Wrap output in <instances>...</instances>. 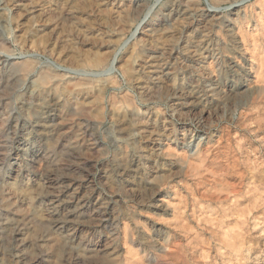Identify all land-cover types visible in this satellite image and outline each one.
Returning <instances> with one entry per match:
<instances>
[{"label":"rangeland","instance_id":"rangeland-1","mask_svg":"<svg viewBox=\"0 0 264 264\" xmlns=\"http://www.w3.org/2000/svg\"><path fill=\"white\" fill-rule=\"evenodd\" d=\"M263 184L264 0H0V264H264Z\"/></svg>","mask_w":264,"mask_h":264},{"label":"bare ground","instance_id":"bare-ground-1","mask_svg":"<svg viewBox=\"0 0 264 264\" xmlns=\"http://www.w3.org/2000/svg\"><path fill=\"white\" fill-rule=\"evenodd\" d=\"M161 60V59H160ZM114 60L111 61V63L109 64L108 67L113 65ZM49 107L47 106H38V109H40V121L37 124V127L40 128L41 132L47 134V135H52L55 134L56 132V128L52 125L49 124V122L54 121V119L56 118L55 114H54V110L52 109H48ZM36 126V125H35ZM51 140V139H50ZM45 143V142H44ZM47 143V142H46ZM71 143V142H70ZM52 149V147H51ZM72 149V148H71ZM44 150V149H43ZM48 149H46L47 151ZM30 154H29V162L34 163V162H41L44 161L46 159L49 158L48 154L41 151L40 147L37 146L34 142L30 144V148H29ZM74 152V151H73ZM49 160V159H48ZM50 161V160H49ZM46 179V178H45ZM47 184V182H46ZM264 185V184H263ZM70 188V187H69ZM45 190V189H44ZM70 192V191H69ZM73 196H75V191L71 193ZM246 195V194H245ZM72 197L68 198V200H61L57 206L54 207V211L56 214H61L62 218H61V222H60V228H64L66 223L68 222V218L72 215V213L70 214V212L68 211V207L72 204ZM60 200V199H58ZM57 202V201H56ZM84 202V201H83ZM250 203V202H249ZM254 203V202H253ZM256 204V203H255ZM237 205V204H236ZM238 206V205H237ZM237 206L235 208H237ZM254 208V207H253ZM82 209V208H81ZM204 209V208H203ZM206 210V209H205ZM230 210V209H229ZM244 210V209H243ZM249 210V209H248ZM243 212V211H242ZM210 213V212H209ZM235 213V212H234ZM255 213V212H254ZM74 214V213H73ZM236 214V213H235ZM242 214V213H241ZM231 215L233 216V213H231ZM258 215V214H257ZM55 216V214H54ZM179 216V215H178ZM229 216V215H228ZM243 216V214H242ZM56 217V216H55ZM254 218V217H253ZM195 220V219H194ZM221 220V219H220ZM246 220V219H245ZM212 221V220H211ZM239 221V220H238ZM237 221V222H238ZM223 222V221H222ZM241 222V221H240ZM246 222H241V224H245ZM239 224V222H238ZM59 225V224H58ZM228 225V224H227ZM257 225V224H256ZM70 226V225H69ZM245 226V225H244ZM242 227V225H241ZM193 229V228H192ZM239 232V231H238ZM243 233V232H242ZM242 233H237V234H233L235 236H230V238L228 240H225L223 243V246L226 247H231L232 249L230 251H228L227 253H224L225 256L229 255H234V256H238L240 253V249L241 246H243L241 243L240 239L238 238L239 236H241ZM74 235V234H73ZM201 236V235H200ZM242 238V236L240 237ZM196 245V244H195ZM129 247V246H128ZM102 252H101V258L102 260L108 262L110 260V256H112L113 254L110 252L109 247L107 246V243H103L101 246ZM133 250V249H132ZM220 250V249H219ZM130 252V251H129ZM134 252V251H133ZM244 253V252H243ZM118 255V254H117ZM233 256V257H234ZM235 258V257H234ZM126 262L130 263V264H134V260H133V255H130L128 257H126ZM203 261V260H202ZM111 262V261H110ZM107 264V263H106Z\"/></svg>","mask_w":264,"mask_h":264}]
</instances>
